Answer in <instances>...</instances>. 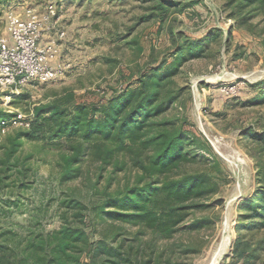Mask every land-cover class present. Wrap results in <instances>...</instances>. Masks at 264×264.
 <instances>
[{"label": "rangeland", "instance_id": "1", "mask_svg": "<svg viewBox=\"0 0 264 264\" xmlns=\"http://www.w3.org/2000/svg\"><path fill=\"white\" fill-rule=\"evenodd\" d=\"M167 1L178 5L170 8L161 21L156 17V0H13L1 5L0 32H4L9 12L23 16L26 9H31L42 15L51 2H56L59 19L51 20L53 28L44 33L43 44L55 40L56 63L66 69L56 81H32L15 93L0 89V112L13 114L8 121H0V157L8 145L7 136H14L18 128H27L25 124L33 120L39 105L69 94L77 103H103L145 68L158 66L173 48L174 39L200 44L198 50L202 52L197 56L185 50L181 66L170 78L167 90L175 100L161 118L181 126L194 139L184 150L196 165L210 167L207 171L215 189L183 224L200 225L191 231H179L171 240L151 248L162 251V259L180 264H209L227 224L232 242L218 264H243L234 258L237 239L243 237L257 244L264 238V229L236 230L238 225L248 224L243 219L248 212L243 202L255 198L257 163L264 162V104L251 102L256 91L250 87L262 83L264 88V18L255 13L233 15L237 11L234 4L229 5L230 0ZM245 17L248 20H243ZM60 31L65 32L62 39L57 38ZM20 115L23 124L17 126L13 119ZM18 156L20 160L31 157L34 184L27 190L12 188L13 194L22 196L23 204L19 211L14 208L11 223L22 222L34 208L44 205L47 215L41 220L42 228L52 230L59 221L51 199L60 192L75 191L91 204L99 201L104 190L114 193L134 181L135 172L129 167L100 171L96 163L85 161L81 179L60 186L55 148L23 141ZM213 156L218 167L211 166ZM119 161L127 160L120 156ZM6 196L4 189L0 200ZM102 225L96 226L92 238L99 237L106 227ZM126 231L133 234L136 228L126 226ZM259 256L256 264H264V252Z\"/></svg>", "mask_w": 264, "mask_h": 264}, {"label": "trees", "instance_id": "2", "mask_svg": "<svg viewBox=\"0 0 264 264\" xmlns=\"http://www.w3.org/2000/svg\"><path fill=\"white\" fill-rule=\"evenodd\" d=\"M12 1L0 0V6ZM156 2L160 21L178 5ZM233 4L235 16L255 13L264 18V0H230L229 5ZM186 49L192 57L202 52L200 44L174 39L173 48L158 66L145 68L105 102L77 103L71 94L56 98L35 109L27 128L7 136L8 145L0 157V193L7 191L6 199L0 200V264H180L162 259V251L151 247L200 225L183 224L215 189L207 171L210 167L196 165L184 150L194 139L181 126L161 118L175 100L167 89ZM250 87L256 91L251 102L264 104L262 83ZM12 115L0 112V121H8ZM23 141L41 142L57 150L60 186L81 179L85 161L96 163L100 171L129 167L135 172L134 181L114 193L104 190L99 201L91 204L75 191L60 192L51 199L59 221L52 230L42 228L41 220L47 215L44 205L34 208L22 222L11 223L14 208L19 211L23 204L22 196L13 194L12 188L27 190L34 184L31 157L20 160L18 156ZM120 156L127 161H119ZM211 166H219L214 156ZM257 172L255 198L243 202L248 211L243 219L248 224L238 225L237 232L264 229V162L257 163ZM94 188L92 185L96 194ZM101 224L106 226L104 232L92 238ZM126 226L136 232L129 234ZM263 252L264 238L253 244L239 237L234 244V258L243 264H256Z\"/></svg>", "mask_w": 264, "mask_h": 264}, {"label": "built area", "instance_id": "3", "mask_svg": "<svg viewBox=\"0 0 264 264\" xmlns=\"http://www.w3.org/2000/svg\"><path fill=\"white\" fill-rule=\"evenodd\" d=\"M58 14L56 2H51L42 15L31 9H26L23 16L14 11L6 14L7 36L0 33V89L15 93L32 81L47 83L65 75L66 67L56 63L55 40L43 44L44 33L53 28L51 20H58ZM64 36V31L57 33L58 39ZM13 121L17 126L23 124L21 115Z\"/></svg>", "mask_w": 264, "mask_h": 264}, {"label": "bare ground", "instance_id": "4", "mask_svg": "<svg viewBox=\"0 0 264 264\" xmlns=\"http://www.w3.org/2000/svg\"><path fill=\"white\" fill-rule=\"evenodd\" d=\"M237 161H239V163L242 162L240 160H237ZM230 202H233V200ZM224 232H225L224 238L221 241V243L218 245L216 250L213 252V255H212V258L209 264H218L219 261L222 259V257L226 254V252L229 250L231 246L232 240L229 234V226L227 224L224 225Z\"/></svg>", "mask_w": 264, "mask_h": 264}, {"label": "crops", "instance_id": "5", "mask_svg": "<svg viewBox=\"0 0 264 264\" xmlns=\"http://www.w3.org/2000/svg\"><path fill=\"white\" fill-rule=\"evenodd\" d=\"M1 24L3 23V21L2 22H0ZM0 31H1V29H0ZM1 34H3V35H6L7 36V33H6V31L4 30V32L2 31V32H0ZM6 33V34H5Z\"/></svg>", "mask_w": 264, "mask_h": 264}]
</instances>
